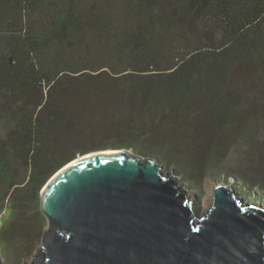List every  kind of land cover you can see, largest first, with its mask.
I'll return each mask as SVG.
<instances>
[{"label": "trees", "instance_id": "obj_1", "mask_svg": "<svg viewBox=\"0 0 264 264\" xmlns=\"http://www.w3.org/2000/svg\"><path fill=\"white\" fill-rule=\"evenodd\" d=\"M0 111V163L10 149L28 172L8 181L4 256L46 224L20 208L91 151L160 154L192 183L264 194V0H0Z\"/></svg>", "mask_w": 264, "mask_h": 264}, {"label": "water", "instance_id": "obj_2", "mask_svg": "<svg viewBox=\"0 0 264 264\" xmlns=\"http://www.w3.org/2000/svg\"><path fill=\"white\" fill-rule=\"evenodd\" d=\"M186 193L156 157L78 155L40 192L46 228L24 264H264V207L219 184L197 214Z\"/></svg>", "mask_w": 264, "mask_h": 264}, {"label": "rangeland", "instance_id": "obj_3", "mask_svg": "<svg viewBox=\"0 0 264 264\" xmlns=\"http://www.w3.org/2000/svg\"><path fill=\"white\" fill-rule=\"evenodd\" d=\"M11 126L9 118L5 113L0 111V138H3L8 128ZM126 149V148H125ZM134 152L132 149H127ZM147 156L156 157L158 164L161 166L162 171H169L174 174L175 179L182 189L187 193L186 196L188 200L192 202L191 209L195 213H205L213 205V190L216 185H224L227 188H231L232 192L236 196L240 197L244 203H256L259 206L264 207V194L262 191L254 189H246L243 184H240L238 180L233 177L222 174H214L207 176L205 179H202L198 183H192L188 178L180 171L177 167H172L161 157L160 154H148ZM168 169H167V168ZM27 170L25 166L20 164L18 159L15 157L14 153L10 149H6V156L3 161L0 163V224L2 222H11L13 221L14 214L11 213V201L8 198V181L9 178L13 176L16 178V182L19 185H23L26 177ZM42 190V189H41ZM260 196V198L258 197ZM18 209V208H17ZM22 211L27 214V216L36 215L40 219V223L43 221L39 215L40 208L35 206V203L26 204L22 208ZM46 224H40L38 226V235L34 239L33 246L27 251L22 250V255L18 256V249L15 250V247H10L7 250H4L5 256L3 255L0 247V257L3 264H24L30 263L37 252L38 247L42 239V235ZM36 246V247H35ZM2 253V254H1ZM16 255V256H15ZM18 256V257H17Z\"/></svg>", "mask_w": 264, "mask_h": 264}]
</instances>
